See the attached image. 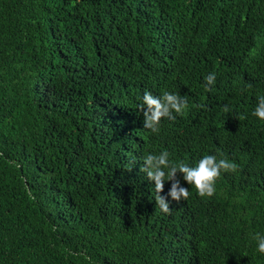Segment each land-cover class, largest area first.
Returning <instances> with one entry per match:
<instances>
[{
    "label": "trees",
    "instance_id": "16d2710c",
    "mask_svg": "<svg viewBox=\"0 0 264 264\" xmlns=\"http://www.w3.org/2000/svg\"><path fill=\"white\" fill-rule=\"evenodd\" d=\"M146 91L188 102L159 134ZM260 97L264 0H0V264H264ZM163 151L237 171L165 214Z\"/></svg>",
    "mask_w": 264,
    "mask_h": 264
},
{
    "label": "clouds",
    "instance_id": "9594fccd",
    "mask_svg": "<svg viewBox=\"0 0 264 264\" xmlns=\"http://www.w3.org/2000/svg\"><path fill=\"white\" fill-rule=\"evenodd\" d=\"M206 87L214 85L216 82L215 73H210L205 77ZM187 100L179 94L164 91L156 96L146 91L141 99L139 108L144 115V128L149 129L152 134H159L162 118L174 119L173 113L182 114L187 108ZM252 115L258 120L264 121V97H260ZM141 171L146 174L147 180L154 182L156 192L155 201L159 205L161 212L167 214L170 206L167 197L171 200H187L189 190L180 186L177 173L182 174V178L190 186H194L197 194L201 197H212L216 192V181L223 172H236L237 165L227 159H217L215 155L203 156L195 166L179 161L173 162L168 151L159 154L149 153L143 159ZM172 181L167 197L162 196L165 182ZM256 242V251L264 255V234L256 233L253 236Z\"/></svg>",
    "mask_w": 264,
    "mask_h": 264
}]
</instances>
